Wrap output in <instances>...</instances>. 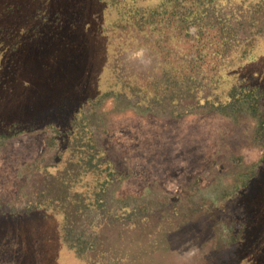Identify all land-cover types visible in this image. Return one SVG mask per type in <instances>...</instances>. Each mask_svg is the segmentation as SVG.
I'll use <instances>...</instances> for the list:
<instances>
[{
    "label": "rangeland",
    "instance_id": "obj_1",
    "mask_svg": "<svg viewBox=\"0 0 264 264\" xmlns=\"http://www.w3.org/2000/svg\"><path fill=\"white\" fill-rule=\"evenodd\" d=\"M164 1L0 0V133L17 121L67 126L85 102L116 87V77L133 87L151 85L161 54L141 51L140 36L130 35L131 18L137 15L141 21L144 14H135L136 9H153ZM239 10L240 15L251 11L258 22L252 29L258 34L257 62L250 70L264 85V3L248 13ZM243 21L248 29L254 27L248 18ZM114 104L106 102L99 115L109 126L104 144L119 148L131 161L132 176L119 189V198H140L151 188L185 196L186 185L199 177L202 191L196 199L210 203L264 157V138L250 117L160 119L136 110L114 112ZM47 150L45 134L12 142L0 155V199L16 200L18 172ZM260 167L240 199L251 225L247 241L228 254L218 253L217 241L204 242L185 227L188 220L180 215L174 222L157 220V226L146 222L142 233L130 222L122 234L102 238L103 256L77 259L62 240V216L36 211L0 216V264H264V163ZM160 190L154 194L163 196ZM163 215L159 211L158 217Z\"/></svg>",
    "mask_w": 264,
    "mask_h": 264
},
{
    "label": "trees",
    "instance_id": "obj_2",
    "mask_svg": "<svg viewBox=\"0 0 264 264\" xmlns=\"http://www.w3.org/2000/svg\"><path fill=\"white\" fill-rule=\"evenodd\" d=\"M262 3L165 0L153 9H136L135 14L144 15L139 22L137 15L132 16L130 35L140 36L142 52L161 54L151 85L133 87L116 77V87L85 102L67 126L17 121L0 133V155L22 136L45 134L48 146L46 153L18 172V196L15 201L0 199V216L60 214L62 240L77 259L103 254L102 238L122 234L130 222L142 233L146 222L157 226V220L174 222L180 215L188 220L185 227L195 230L204 242L217 241L218 253L242 246L251 225L240 199L259 177L264 157L242 172L231 190L217 200L210 198V203L196 199L202 191L199 177L186 185L185 196L160 189L164 197L158 196L154 194L158 190L151 188L140 198H119V189L132 176L131 161L119 148L110 150L104 144L109 126L99 111L112 101L114 112L136 110L160 119L216 114L235 121L247 116L256 121L258 137L264 138V85L250 70L257 62L258 34L252 29L258 22L247 12ZM241 8L248 14L240 15ZM247 18L254 27L248 29L243 21ZM153 197L164 201H151ZM159 211L165 215L158 217Z\"/></svg>",
    "mask_w": 264,
    "mask_h": 264
}]
</instances>
